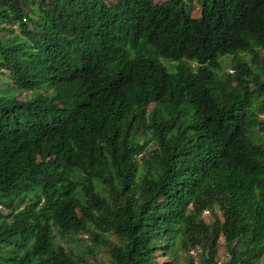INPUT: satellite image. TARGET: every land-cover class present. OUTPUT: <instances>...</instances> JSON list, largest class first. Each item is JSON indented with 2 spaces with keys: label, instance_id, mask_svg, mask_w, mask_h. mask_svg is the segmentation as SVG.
<instances>
[{
  "label": "trees",
  "instance_id": "trees-1",
  "mask_svg": "<svg viewBox=\"0 0 264 264\" xmlns=\"http://www.w3.org/2000/svg\"><path fill=\"white\" fill-rule=\"evenodd\" d=\"M262 50L264 0H0V264H258Z\"/></svg>",
  "mask_w": 264,
  "mask_h": 264
},
{
  "label": "rangeland",
  "instance_id": "rangeland-1",
  "mask_svg": "<svg viewBox=\"0 0 264 264\" xmlns=\"http://www.w3.org/2000/svg\"><path fill=\"white\" fill-rule=\"evenodd\" d=\"M158 1H159V0H155V3H157ZM260 53H261L260 58H261L262 60H264V51H261ZM245 60H247V61L250 63V60H249L247 57H245ZM229 62H230V58L226 57V58H224V59L222 60L221 63H222V66H223V67H226V65H227ZM20 97H22V96H20ZM258 117H259L260 120H262V121L264 122V113H263L262 115H259ZM203 217H204V220H205L207 223H210V222H211L210 216H209V214H208L207 212L204 213ZM77 238H78L80 241H82V240H85V241H86V239H87L86 235H82V234L79 235ZM81 243H82V242H81ZM85 245H88V242H86ZM223 251H224V250H223V248L221 247V248H220V257H221V258H224ZM194 257H195V256H194ZM96 258H97L98 260H102V261L106 262V261L108 260V254L106 253V250H105L104 248H101V250H99L98 253L96 254ZM258 264H264V258H263Z\"/></svg>",
  "mask_w": 264,
  "mask_h": 264
},
{
  "label": "clouds",
  "instance_id": "clouds-1",
  "mask_svg": "<svg viewBox=\"0 0 264 264\" xmlns=\"http://www.w3.org/2000/svg\"><path fill=\"white\" fill-rule=\"evenodd\" d=\"M262 51H264V50H262ZM261 54V53H260ZM241 56H243L242 58L245 60V57H247L250 61H251V56L249 55V54H243V55H241ZM226 57H228V58H230V62L226 65V67H223L222 66V60L224 59V58H226ZM246 61V60H245ZM220 64H221V72L223 71L225 74L226 73H229V74H232L233 73V71L234 70H232V56H224V57H222L221 58V60H220ZM264 113V112H263ZM262 113V114H263ZM261 114V115H262Z\"/></svg>",
  "mask_w": 264,
  "mask_h": 264
}]
</instances>
